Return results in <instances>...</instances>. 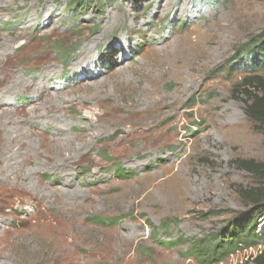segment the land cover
<instances>
[{
	"label": "rangeland",
	"instance_id": "1",
	"mask_svg": "<svg viewBox=\"0 0 264 264\" xmlns=\"http://www.w3.org/2000/svg\"><path fill=\"white\" fill-rule=\"evenodd\" d=\"M258 42L264 0H0V74L41 96L0 105V264H205L192 246L264 187V69L239 57Z\"/></svg>",
	"mask_w": 264,
	"mask_h": 264
},
{
	"label": "trees",
	"instance_id": "2",
	"mask_svg": "<svg viewBox=\"0 0 264 264\" xmlns=\"http://www.w3.org/2000/svg\"><path fill=\"white\" fill-rule=\"evenodd\" d=\"M103 1L105 2L109 0H99V2ZM240 51L241 50L239 49L237 52ZM242 51H244L242 53L249 55L247 59L242 57L243 55L239 56L242 58V66L253 71H262L264 69V47L261 43H255L250 49H243ZM231 62L232 60L229 61L228 64ZM228 69H230V67L227 68V70ZM260 102H262L261 108ZM253 113L262 115L259 116V118L257 117V120H261V122L264 123V98L259 100L256 103V106L253 107ZM252 116L254 117L253 114L251 117ZM260 167L264 168V164H260ZM114 174L122 178H128L130 176L129 172H125L121 169L114 170ZM242 195L251 205H253L254 212H252V215L238 216L234 225L231 228L220 229V233L216 234L214 240L210 242L206 241L204 243L199 242L197 245H193L192 250L194 258L202 260L205 264H214L217 263V261H222L227 256L236 254V252L240 250H244L248 247L252 248L256 244H259L262 241L264 242V233L258 232L257 229L259 217L264 212V209H262V211L260 208V205L264 203V187L254 189L253 191H247V194L246 192H243ZM170 244L175 245V243ZM261 260V264H264V254L261 256Z\"/></svg>",
	"mask_w": 264,
	"mask_h": 264
},
{
	"label": "bare ground",
	"instance_id": "3",
	"mask_svg": "<svg viewBox=\"0 0 264 264\" xmlns=\"http://www.w3.org/2000/svg\"><path fill=\"white\" fill-rule=\"evenodd\" d=\"M45 12L47 13V15H50V13H51V11L48 10V9H46ZM49 22H50V18L48 20V23ZM26 45L27 44H21V45H17L15 48L12 47L13 48V53H15L17 50H21V48H23ZM23 51L24 50H22L21 53ZM91 51H92V47H89V49L87 51L83 52L82 54H80V57L77 58V60H76L78 62V64L79 63L81 64L83 70H86V68L91 67V63H90L91 62L90 61V59H91ZM21 53L19 55H21ZM8 60L9 61H13V60H15V58H11V59H8ZM113 67H115L114 64L112 65L111 68H113ZM44 71H45V73L41 76V79H45L46 75H50V71H51L50 66H46ZM20 85L24 86V88H23L24 91H27V90L29 91L30 90L35 95L34 99H32L33 97H29V100L31 102L33 100L40 101L41 96L38 95V91H40V90L35 85H33V84L29 83V82H24V78L23 77L16 76V70L15 69H10L8 71H4L3 74H0V105L6 104V103H10L9 100L11 99L12 94H16L17 93V91H15L16 87H18ZM50 87L51 86H48L47 84H44L42 82V85H41L40 88L41 89H45L46 91H48V89ZM3 115L4 116H6V115L9 116L8 115V110H6V111L4 110ZM54 134L58 135L59 134V130L55 128ZM60 182L62 183L63 180L60 181ZM20 223L22 224V220H20Z\"/></svg>",
	"mask_w": 264,
	"mask_h": 264
}]
</instances>
